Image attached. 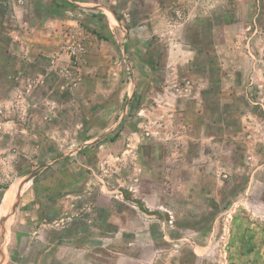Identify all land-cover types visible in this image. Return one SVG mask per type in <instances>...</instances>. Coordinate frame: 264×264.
<instances>
[{
    "label": "rangeland",
    "instance_id": "374dc122",
    "mask_svg": "<svg viewBox=\"0 0 264 264\" xmlns=\"http://www.w3.org/2000/svg\"><path fill=\"white\" fill-rule=\"evenodd\" d=\"M0 264H264V0L0 3Z\"/></svg>",
    "mask_w": 264,
    "mask_h": 264
},
{
    "label": "crops",
    "instance_id": "0c3cea01",
    "mask_svg": "<svg viewBox=\"0 0 264 264\" xmlns=\"http://www.w3.org/2000/svg\"><path fill=\"white\" fill-rule=\"evenodd\" d=\"M223 24V23H222ZM260 22H254V23H248V26H256L259 27L260 26ZM246 24H242V26L244 27ZM262 25V24H261ZM210 63L206 62L203 63L204 66H208ZM220 66L222 65L221 61H220ZM204 66L202 68V72L200 74L201 79L204 80V85H202L203 87L198 89L197 95H201L203 96H212L213 98H211L212 100L207 99V102L205 101V104H202V102L197 99L194 100L193 103L191 104V109L192 111H196L199 115L197 116L196 114H194V117H190V119H188L186 122L191 126L189 127V132H191L189 135H193V129L195 128L196 125H198V127H202L203 125V129L205 127H209L211 126L210 124H214V125H221V120H218L216 118L212 119L210 116V111H211V107L212 104H214L213 99L216 100V98L218 96H221L223 93L224 94H230V92H232V88L229 87V85L232 82V78L233 76V72L231 73V71L229 70L228 72H220V73H215L213 76L209 75V71L204 69ZM218 77V87H213L212 84V79H217ZM196 91V89H195ZM215 97V98H214ZM222 105V104H221ZM207 106V107H205ZM209 107V108H208ZM210 110V111H209ZM193 113V112H192ZM191 130V131H190ZM203 134V141H205L208 138H213L215 137V134H211L210 132H208L204 129V131H202ZM193 138V137H191ZM192 140V139H191ZM190 143H192V141H190ZM204 153V152H203ZM202 153V154H203ZM196 172V171H195ZM194 172V173H195Z\"/></svg>",
    "mask_w": 264,
    "mask_h": 264
},
{
    "label": "built area",
    "instance_id": "2783aa9c",
    "mask_svg": "<svg viewBox=\"0 0 264 264\" xmlns=\"http://www.w3.org/2000/svg\"><path fill=\"white\" fill-rule=\"evenodd\" d=\"M4 0H0V3H2ZM21 1V0H20Z\"/></svg>",
    "mask_w": 264,
    "mask_h": 264
}]
</instances>
